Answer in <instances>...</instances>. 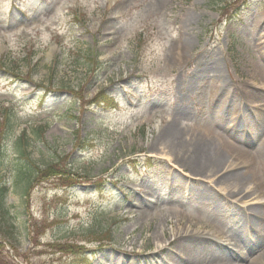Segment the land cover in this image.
I'll return each mask as SVG.
<instances>
[{
	"label": "rangeland",
	"instance_id": "1",
	"mask_svg": "<svg viewBox=\"0 0 264 264\" xmlns=\"http://www.w3.org/2000/svg\"><path fill=\"white\" fill-rule=\"evenodd\" d=\"M7 132L61 174L26 195L7 164L0 264H189L190 236L205 240L191 264H219L218 246L264 264V221L236 241L244 200L216 213L200 193L227 189L166 148L175 132L217 142L264 202V0H0L1 145Z\"/></svg>",
	"mask_w": 264,
	"mask_h": 264
},
{
	"label": "bare ground",
	"instance_id": "2",
	"mask_svg": "<svg viewBox=\"0 0 264 264\" xmlns=\"http://www.w3.org/2000/svg\"><path fill=\"white\" fill-rule=\"evenodd\" d=\"M181 137L182 134L179 132H175L166 137V148H168L171 155H176L174 164L178 165L184 171H188L195 178L204 177L208 180L212 179L215 185L223 187L225 191L227 189V193L223 194L214 193L211 190H204L200 193V197L205 202L211 204L216 213H219L222 207H224V199L228 203L235 199H241L236 201L244 200V205L248 206L249 210L247 213L250 216H246V220L244 219V227L246 230H243L242 235L238 234L234 237L236 241L241 242L243 245L245 244L246 247L247 236L252 231L254 223L259 224L264 221V202L251 204V199L256 191L251 189L252 184L255 182L253 180V174L250 173L249 166L243 164L241 169H238L237 166L233 168L234 165L231 163L230 158L236 153H227L217 142L209 141L205 137L204 139L200 138L199 140H193V142H187L186 139L183 140ZM187 154H193L194 156ZM257 189L258 194H262L259 186H257ZM146 213L148 211L145 210L142 214ZM262 235L264 236L263 227L262 233L260 230V234L255 235V237ZM201 241L205 240L197 236H190L186 240H182L185 246L184 249L180 250L179 256L183 257L189 264L194 261L196 262L198 260V253L196 252L194 254V250L196 244H200ZM216 250L217 252L212 256L220 261L219 264H227L234 259H244V256L240 257L238 254L227 252L220 246Z\"/></svg>",
	"mask_w": 264,
	"mask_h": 264
},
{
	"label": "trees",
	"instance_id": "3",
	"mask_svg": "<svg viewBox=\"0 0 264 264\" xmlns=\"http://www.w3.org/2000/svg\"><path fill=\"white\" fill-rule=\"evenodd\" d=\"M224 7L225 6L223 4L221 8H224ZM104 101H105V98H102V101H100V103L103 104ZM6 134H7L6 135L7 140L5 141V144L3 142L1 145V141H0V235H4L3 230L6 231V229L9 228L8 225H10L13 222V216H11L10 207L7 206V198H8V193L10 189L6 181L3 180L4 174H5L4 172L7 168V164H11L12 167L14 168V171H13V173H15L14 181L16 180V182L23 184V191L26 195H27L28 189L34 184L33 182L36 183L38 178L41 175H43L42 173L47 171L46 169V171L41 172L36 167V164H34V162L31 161L27 143H25V140L21 139L22 136L15 139V141H12V139L9 136V132H7ZM42 137L43 135H41V138ZM0 140H1V137H0ZM11 155H15V157L10 161L9 158ZM54 166H55L54 168H56L58 165H54ZM47 172L50 173V176H53V175L57 176V174H61V172L58 173V171H56L55 169H52ZM69 180L70 178L68 179V181ZM35 234H36V231H35ZM2 247L3 246L0 241V248ZM57 247H59L62 252H68L70 253V255H77V253L73 251L74 247L71 248L70 246H68V244L57 245ZM69 248L71 249L67 250ZM15 258H18V255L15 256ZM8 264H15V263L14 261H12V263L9 262Z\"/></svg>",
	"mask_w": 264,
	"mask_h": 264
}]
</instances>
